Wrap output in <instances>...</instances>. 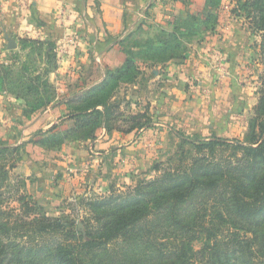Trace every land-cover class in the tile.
Listing matches in <instances>:
<instances>
[{
    "label": "trees",
    "instance_id": "trees-1",
    "mask_svg": "<svg viewBox=\"0 0 264 264\" xmlns=\"http://www.w3.org/2000/svg\"><path fill=\"white\" fill-rule=\"evenodd\" d=\"M226 5L261 36L264 65V0H205L201 11L175 15L172 30L134 41L138 51L127 49L121 67L69 99L66 118L74 125L54 124L28 142L58 150L71 139L94 141L102 129L130 133L153 127L148 107L129 112V103L116 97L120 85L136 81L141 62L181 55L189 40L215 29ZM20 46L22 52L0 60V91L21 100L30 116L56 103L49 75L57 68L58 51L54 42L34 36L22 37ZM259 94L243 138L179 131L178 150L155 162V175L126 188L112 184L107 194L82 196L79 205L88 215L83 229L48 215L21 192L19 183L26 181L14 170L26 142L0 143V264H264V70ZM15 199L21 212L9 207Z\"/></svg>",
    "mask_w": 264,
    "mask_h": 264
},
{
    "label": "crops",
    "instance_id": "crops-1",
    "mask_svg": "<svg viewBox=\"0 0 264 264\" xmlns=\"http://www.w3.org/2000/svg\"><path fill=\"white\" fill-rule=\"evenodd\" d=\"M204 3L205 0H191L188 5L173 0H0V60L11 53L6 33L17 41L15 51L22 52L20 39L26 36L48 39L58 51L57 68L49 75L58 91L54 105L27 116L21 100L0 91V133L13 136L14 144L26 142L25 158L15 171L29 179L32 172L40 170L41 179L49 187L52 168L60 170L63 179L72 176L75 168L68 164L71 157L82 163L105 157L107 172L117 176L112 182L122 179L124 183L129 172H142L144 176L155 162L165 160L167 148L180 141L179 131L201 137L242 134L260 95V75L264 70L261 36L252 32L244 18L233 17L223 9L215 29L189 40L181 55L165 62L140 61L142 74L136 81L120 85L116 97L129 103V112H144L148 107L153 127L130 133H107L102 129L94 141L75 143L68 154H63L64 147L52 153V165L44 171L36 170L30 160L35 154L50 151L28 142L31 137L54 124L62 128L74 125L73 119L66 118L70 112L67 101L102 82L108 70L124 64L121 41L131 39L135 31H170L175 15L197 13ZM107 182L100 190L109 189L111 182ZM98 185L91 183L80 197L98 192Z\"/></svg>",
    "mask_w": 264,
    "mask_h": 264
},
{
    "label": "rangeland",
    "instance_id": "rangeland-1",
    "mask_svg": "<svg viewBox=\"0 0 264 264\" xmlns=\"http://www.w3.org/2000/svg\"><path fill=\"white\" fill-rule=\"evenodd\" d=\"M243 18V17H242ZM158 33V32H157ZM156 33L149 32L148 30L144 31H135L132 38L129 41H126L125 44L120 43L119 44V50L127 55V49H131L134 52L138 51V48H135L133 44H135L134 41H145L146 39H149L150 37H153ZM13 51V50H10ZM9 56V55H8ZM249 120L247 122V128H248ZM62 128V127H61ZM64 129V128H62ZM246 130H243L242 134H238L236 136H230L227 138L230 139H236V138H243ZM0 143H9V145H16L15 139H13V136L11 135L7 137V134L0 133ZM76 142L75 140H68L66 141L62 147H64L63 154H68L70 152V148L74 146ZM81 143V142H79ZM171 143V142H170ZM178 144L174 147L172 144L171 147L167 148V152L164 155L165 160L171 155H173L176 150H178ZM68 146V147H66ZM42 147V146H41ZM61 147V148H62ZM44 148V147H43ZM60 148V149H61ZM58 149V150H60ZM58 150H50L46 154H35L34 157H31L30 160L33 163V167L37 170L38 168L42 169L44 171L46 168H49L52 164H49L52 159H54V156L52 153L57 152ZM69 151V152H68ZM61 153V152H60ZM26 154V153H25ZM25 154L23 155V158H25ZM23 158L21 159V162H23ZM161 160V161H165ZM82 160L72 158L69 159L68 164L72 166L74 169V173L72 176L70 175L69 178H61L62 173L60 170L56 168H52L54 172L52 171L50 175V182L52 183L51 186L47 187L46 182L41 179L42 175L40 170L32 172L29 179L25 175L19 174L14 170V173L16 175L21 176V180L25 179V184H21V192L25 194H30L34 198V200L38 201L45 209L46 213L52 217H62L64 221L67 222H73L75 221L76 224H82V221L88 216L86 215L84 207H81L79 205V201L81 199L80 194H82V190L86 188L85 192L89 189V186L91 183H94L98 185V192H95L97 194H107L110 190H100V187L102 185H105V181H108L107 183L111 182L110 185H116L117 187H123L126 188L127 186L134 185L137 181V179L144 178V177H151L155 175V170L151 169L147 170L146 175H141L142 172H135V173H128V175L123 179L125 181L122 183V179L118 183H114L112 181H116L117 176L113 174V172H107L108 168L105 166V157L103 159H96L94 162H85L82 164ZM149 168V167H148ZM47 175H49L48 171H45ZM61 173V175H60ZM109 174L107 177L106 175ZM119 179V177H118ZM50 184V183H49ZM87 185V186H86ZM101 185V186H100ZM51 187V189H50ZM100 190V191H99ZM84 192V193H85ZM9 207H16L18 212H21V202L17 201V199L10 201ZM84 227V225H83ZM196 248H199L201 246V242L197 241L195 242Z\"/></svg>",
    "mask_w": 264,
    "mask_h": 264
},
{
    "label": "water",
    "instance_id": "water-1",
    "mask_svg": "<svg viewBox=\"0 0 264 264\" xmlns=\"http://www.w3.org/2000/svg\"><path fill=\"white\" fill-rule=\"evenodd\" d=\"M6 38L8 41L7 49L8 50H16L18 48L17 41L13 37H11V35L9 33H6ZM80 228L83 229V224H80Z\"/></svg>",
    "mask_w": 264,
    "mask_h": 264
},
{
    "label": "built area",
    "instance_id": "built-area-1",
    "mask_svg": "<svg viewBox=\"0 0 264 264\" xmlns=\"http://www.w3.org/2000/svg\"><path fill=\"white\" fill-rule=\"evenodd\" d=\"M224 9L229 10L230 7L228 5H226Z\"/></svg>",
    "mask_w": 264,
    "mask_h": 264
}]
</instances>
